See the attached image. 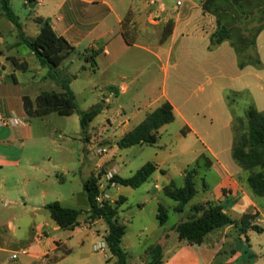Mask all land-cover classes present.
<instances>
[{
    "label": "crops",
    "instance_id": "1",
    "mask_svg": "<svg viewBox=\"0 0 264 264\" xmlns=\"http://www.w3.org/2000/svg\"><path fill=\"white\" fill-rule=\"evenodd\" d=\"M39 1L41 3L34 18L48 19L53 31L74 49L87 42L84 49L88 53L84 51L83 56L99 52L95 58L94 70L88 64H84L85 70H79L76 75L69 74L68 69L61 70L64 74L75 76V80L81 74L106 72L129 48H138L140 44L146 46L142 47L143 51L157 62L156 86L154 92L145 98L144 103L134 98L129 100L128 105L122 103L118 111L124 115L118 116L124 119L119 122L121 134L118 138L136 127L147 114L163 102H168L173 109V123L178 122L181 126L178 135L183 139H192L195 143L190 149L192 151L194 147L195 152H189L186 165L192 166L202 155L211 163L209 170L202 177L199 202L196 204L206 201L219 204L232 221H239L244 215L255 216L252 224L260 229V232L247 230L242 233L238 225H229L210 232L199 246H191L186 241L179 240L173 227L186 221L191 215L190 210L186 207L183 213L177 214L179 220L168 227L167 222L160 226L156 216L159 205L166 209L163 205L168 199L162 195V189L171 182L181 186L184 168L180 170L178 164H167L166 160L162 159L158 163H152L157 167L149 177L153 187L145 192L148 200L155 204L152 214L157 228L145 242L140 241L143 249L141 258L131 262L128 253L121 248L127 255L126 264H148L147 252L155 246L161 248L160 264H264V243H255L257 240H254V236L264 238V197H256L250 192L245 183L247 173L231 159L233 109L226 100L227 95L231 93L247 94V97L243 96L246 100L244 114L250 104L258 112L264 113V29L257 36L255 44L262 68L255 70L245 67L240 70L237 68L236 55L228 42L209 49V38L215 31V19L203 13L201 5L204 0H181L180 6H176L177 0H130L125 4L123 13H117L115 10L116 1L123 3L122 0ZM98 9L104 10V14L99 15V12H102ZM128 12L131 19L133 18L131 23L134 25V31L137 29L138 33L136 39L129 40L133 42L130 46L121 34V21ZM93 16L96 21L91 22ZM110 16L114 19V26L109 24ZM168 22L172 23V31L161 43L164 27ZM32 25L33 27L29 28L30 35H27L25 25L21 24V31L28 39H33L38 34V26L35 23ZM87 38L89 40L85 41ZM151 45L155 51L149 49ZM21 49H24V55L18 52ZM29 56L33 54L24 45L19 44L18 32L13 29H7L5 32L0 30V117L15 118L19 121L16 126L0 127V264H60L66 257L60 256L59 253L64 249V253H70L66 246L68 241L51 237L48 232L49 225L54 233L61 229L50 219L49 214L47 216L43 212H47L45 206L52 202L72 209L63 202H70L73 196L55 197L48 201L50 194L47 181L52 170L58 169L59 166L50 164L47 167L45 161L39 160L38 163L33 159L36 153L25 152L24 144L32 139V135L23 110L22 97L28 96L33 101L43 92L41 89L35 90V85H51V90L45 92L60 93L61 89L44 79L46 70L39 67L37 62L32 65L27 62L26 58ZM10 58L25 62L27 70H16L10 63ZM30 73L32 78L26 77L23 83L19 82L18 75ZM212 80H215L213 84ZM205 83L211 85L209 90L204 88ZM104 89L108 95L115 94L113 99L129 92V86L125 84H108ZM109 96L103 97L106 101L101 102L102 105L111 103L112 97ZM110 106H103V109ZM131 120H139V123L132 125ZM165 127L158 131V143L164 140V136L172 137ZM181 131H184V136L180 134ZM142 146L156 145L137 147ZM156 147L160 151H168L164 142ZM122 150L127 149H120V152ZM94 169L93 164L86 180ZM174 169L175 172L172 171ZM109 170L119 176L116 166ZM33 185L36 190L31 191ZM114 186L118 188L119 185ZM119 196L121 201L118 204L117 221L119 208L126 206L128 202L124 196ZM113 201V205H116L117 201ZM144 205V202L139 204L141 210ZM174 206L175 204L170 209L172 213ZM166 210L169 218L170 212ZM88 211L89 207L84 213L85 219ZM79 218L80 216L77 226L68 230L72 235L87 232L86 223L82 227L79 226ZM126 223L127 219H124L120 224L124 226L125 234ZM88 225L95 228L90 233L91 237L97 239V242L104 240L107 226L103 220L88 221ZM8 234L10 236H7ZM22 250L27 254L11 259L12 254ZM104 257L106 263L115 264L116 259L110 256L108 249Z\"/></svg>",
    "mask_w": 264,
    "mask_h": 264
},
{
    "label": "trees",
    "instance_id": "2",
    "mask_svg": "<svg viewBox=\"0 0 264 264\" xmlns=\"http://www.w3.org/2000/svg\"><path fill=\"white\" fill-rule=\"evenodd\" d=\"M10 1L0 0L1 14L17 29L19 44L24 45L33 54L39 67L46 70L44 79L53 82L61 89L60 93L40 92L33 101L28 96H23L22 104L25 115L28 118H34L50 114L63 117L77 114L81 134H85L89 124L101 113L102 106L98 104L88 111H80L77 107L75 95L70 89V83L75 79V76L64 74L59 69L60 65L71 57L74 48L53 31L48 19L41 17L33 19V22L38 26L36 37L33 39L24 37L19 18L13 13ZM36 2L37 0H25L24 5L34 8ZM201 7L203 13L215 19V31L209 38V49L228 42L236 55L238 69L251 67L260 70L262 62L255 44L264 25L244 31L239 24L254 17L257 11L264 7V0H204ZM130 23L131 15L128 12L121 21V34L129 46L133 45L126 34V26ZM171 31L172 23L168 22L164 27L161 43L167 39ZM85 52L88 53V51ZM98 54L99 52H92L89 55H84V64H88L94 70L96 68L95 58ZM10 63L16 70H27L25 62L10 58ZM80 70L84 71L85 65H82ZM234 96L247 97V94H228L226 100L229 105L233 102ZM232 116L231 159L242 171L247 173L245 183L250 192L256 197H264V113L258 112L250 104L245 111L244 119L236 117L234 114ZM173 121L172 106L168 102H163L157 109L147 114L141 123L123 135L116 145L119 149H129L139 145L155 146L159 141V129ZM180 134L185 135L184 131H181ZM210 166L211 163L207 157L202 155L192 166L184 170L181 186H176L171 182L162 189V195L175 204L174 213H183L193 200L197 194L196 179L199 177V182L202 183V177ZM156 170V165L146 163L131 177L114 176L112 182L122 187L138 189ZM96 182L95 176L91 175L82 185L89 205L87 219L89 222L104 221L107 226V235L104 241L110 256L116 259L115 264H126L127 255L120 247L125 228L117 222V209L120 201H117L116 205H97L95 202V197L98 194ZM45 210L55 225L62 230H72L76 227L77 219L81 215L80 211L63 208L58 202L47 204ZM189 210L191 215L186 221L175 225L173 230L177 233L179 240L186 241L191 246L201 245L210 232L229 225H238L242 233H246L247 230L260 232V229L252 224L255 216L244 215L239 221H232L225 214L223 207L212 201L194 204ZM156 217L158 224L164 225L168 219L167 210L159 205ZM147 255L149 257L148 264H160L161 248L159 246L149 248Z\"/></svg>",
    "mask_w": 264,
    "mask_h": 264
},
{
    "label": "rangeland",
    "instance_id": "3",
    "mask_svg": "<svg viewBox=\"0 0 264 264\" xmlns=\"http://www.w3.org/2000/svg\"><path fill=\"white\" fill-rule=\"evenodd\" d=\"M25 0H11L10 7L16 17L22 25L26 27L27 35H30V30L34 24L31 21L36 15L38 6H25ZM123 3L116 1V12L123 13L124 6L130 0H122ZM99 10V9H98ZM101 11V10H99ZM99 12V15L104 14V10ZM98 16V14L96 15ZM110 26H114L113 17H109ZM133 19V18H132ZM131 19V20H132ZM91 22L96 21L95 17L90 20ZM264 25V7L257 11L254 17L243 21L239 26L244 30L248 31L253 28ZM7 29H13L17 33V29L9 23L0 12V30L5 32ZM29 30V31H28ZM126 34L129 40L136 39L138 33L137 29L134 31L133 23L126 26ZM89 38H87L88 41ZM82 44L79 48L74 49L71 57L66 59L59 67L60 71L68 69L69 74L76 75L80 67L84 65L83 53L84 45ZM142 47H146L143 44L137 47H131L126 53H124L119 61L106 72H96L91 74H81L76 80H72L70 89L73 91L76 104L80 111H88L96 105L110 106L108 109L103 111L89 124L88 130L85 134H81L79 121L77 114H73L68 117L58 116L56 114H50L44 117H34L26 119L29 132L32 135V139L28 140L24 145L25 152H34L36 157L33 159L38 162L45 161L47 167L51 165L59 166L58 169L52 170L49 180L47 181V187L49 189L50 196L48 201H52L55 197H70L73 199L70 202H63L64 205L74 210L80 211L81 215L79 218V226L82 227L84 223L88 226L87 232H78L72 235L68 230H60L59 232H52L51 226L49 225L48 232L54 239L60 241H68L66 246L70 253H64L65 249L62 250L59 255H65L66 259L60 264H108L105 262L103 253H94L92 251V245L97 242V239L91 237L90 233L95 230L93 227H89L88 219H85L84 213L89 207L86 200L85 194L83 193L82 185L89 174L92 165L94 164V172L92 175H96L99 172H106L110 168L117 167L119 172L118 175L122 178L132 176L139 168L146 163H158L162 159H165L167 164L174 165L178 164V168L184 170L188 167L187 156L189 152L194 153L195 148L194 141L192 139H183L178 135L181 126L178 122L166 125V129L172 135V137L164 136V140L158 143L156 146L164 142L167 145L168 151H160L155 147H131L127 150H122L117 147L116 143L118 137L121 134V125L119 122L124 118H119L124 114L118 111L122 103L129 104V100H139L140 103L145 102V98L148 94L154 92L156 86V79L158 77V66L155 59L143 51ZM154 46H150L151 51ZM22 50H18L20 54L24 53ZM29 64L36 63L33 56L26 58ZM20 83L26 80V77L32 78V73L25 75H18ZM215 80L211 81L213 84ZM116 85L125 84L129 86V92L127 95H123L118 99H113L115 94L113 92L111 103L101 104L106 101L109 96L107 91L104 89L105 85ZM35 90L41 89L42 91L51 90V85L41 84L35 85ZM206 90L211 88L210 84H203ZM156 91V90H155ZM109 96V98H110ZM233 102L231 103L233 114L236 117L244 119V108L246 107V100L243 97L234 96ZM130 110V109H129ZM132 110V109H131ZM123 112V110H122ZM117 113V115H116ZM120 115V116H118ZM131 120L132 125L139 123V120ZM137 125V124H136ZM86 138V139H85ZM106 149V155H99L98 150ZM1 149V146H0ZM18 150V148H16ZM185 154V155H184ZM184 155V156H183ZM94 156V157H93ZM50 162H47V161ZM39 163V162H38ZM182 163V164H181ZM91 164V166H90ZM191 165H189L190 167ZM174 167V166H172ZM166 169L167 167L164 166ZM63 169V170H61ZM178 169V170H179ZM175 172V169L172 170ZM172 172V173H173ZM184 173V172H183ZM57 175V177H55ZM183 178V176H182ZM181 178V179H182ZM197 194L193 200L187 205V209L193 204L199 202V193L201 189V183L199 177L196 179ZM211 180V179H210ZM177 183H179L177 181ZM46 187V186H45ZM153 187L152 181H147L139 189H131L129 187L122 186H108L106 193L111 197L112 200L121 201L119 195L124 196L128 199L126 206L119 208L118 223L121 224L122 220L127 219L126 234L123 237L121 248L125 250L130 256L131 262L135 261L136 258H141L143 255V249L140 246V241L145 242L147 237L157 228L153 210L155 208L154 202H150L146 197V189ZM117 188V192L116 189ZM31 191L36 190L35 186H31ZM150 194H152L149 191ZM119 194V195H118ZM262 200V199H261ZM145 203L142 210L139 207L140 203ZM113 205V204H111ZM171 201H166L163 205L169 210V218L166 223L168 227L179 220V215L171 212L173 207ZM47 215V212H43ZM48 216V215H47ZM189 215H187L188 217ZM142 232V236H140ZM89 237L86 238V236ZM7 236H10L8 234ZM255 243H264L263 236H254ZM129 261V262H130Z\"/></svg>",
    "mask_w": 264,
    "mask_h": 264
},
{
    "label": "built area",
    "instance_id": "4",
    "mask_svg": "<svg viewBox=\"0 0 264 264\" xmlns=\"http://www.w3.org/2000/svg\"><path fill=\"white\" fill-rule=\"evenodd\" d=\"M40 1L37 0L35 6H40ZM181 0L176 1V6H180ZM0 67H1V61H0ZM19 124V121L15 118H1L0 117V127H9V126H16ZM99 155H106L107 150L102 148L97 151ZM115 176V174L108 170L106 172H97L95 175V178L97 179L96 186L98 190V194L95 197V202L97 205H111L114 204V201L111 199V197L106 193V190H108V186H114L115 183L112 182V178ZM107 249L106 243L104 240H99L98 242L94 243L92 245V251L94 253H105ZM27 252L25 250L19 251L17 253L12 254L11 259H16L19 255H26Z\"/></svg>",
    "mask_w": 264,
    "mask_h": 264
}]
</instances>
